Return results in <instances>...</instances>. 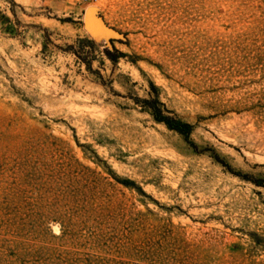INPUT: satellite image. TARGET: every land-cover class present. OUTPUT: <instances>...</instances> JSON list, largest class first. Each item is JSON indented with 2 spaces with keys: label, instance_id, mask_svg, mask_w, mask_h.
<instances>
[{
  "label": "rangeland",
  "instance_id": "rangeland-1",
  "mask_svg": "<svg viewBox=\"0 0 264 264\" xmlns=\"http://www.w3.org/2000/svg\"><path fill=\"white\" fill-rule=\"evenodd\" d=\"M0 264H264V0H0Z\"/></svg>",
  "mask_w": 264,
  "mask_h": 264
},
{
  "label": "water",
  "instance_id": "water-1",
  "mask_svg": "<svg viewBox=\"0 0 264 264\" xmlns=\"http://www.w3.org/2000/svg\"><path fill=\"white\" fill-rule=\"evenodd\" d=\"M84 26L96 41L103 40L107 33H109L108 39L119 35L115 30L106 25L103 17L98 15L94 8H88L85 11Z\"/></svg>",
  "mask_w": 264,
  "mask_h": 264
},
{
  "label": "trees",
  "instance_id": "trees-1",
  "mask_svg": "<svg viewBox=\"0 0 264 264\" xmlns=\"http://www.w3.org/2000/svg\"><path fill=\"white\" fill-rule=\"evenodd\" d=\"M89 43H93V41H88ZM107 53L111 56V52L110 51H107ZM116 55H117V57H119V56H121L122 55V53H120L118 50H116ZM113 58V57H112ZM113 60H116V58H113ZM157 119L159 120V121H162V122H165L166 123V125L169 127V128H171V129H175V130H178V131H180L181 133H183V134H188L189 133V131H186V130H188L189 128H190V126L188 125V124H186V123H182V122H180V121H176V122H174V123H172L168 118H166V117H163V118H160V117H157Z\"/></svg>",
  "mask_w": 264,
  "mask_h": 264
},
{
  "label": "bare ground",
  "instance_id": "bare-ground-1",
  "mask_svg": "<svg viewBox=\"0 0 264 264\" xmlns=\"http://www.w3.org/2000/svg\"><path fill=\"white\" fill-rule=\"evenodd\" d=\"M88 8H94L97 11L98 10V5H89V6L86 7V10ZM108 37H109V33L106 34L104 39L106 40V39H108Z\"/></svg>",
  "mask_w": 264,
  "mask_h": 264
},
{
  "label": "built area",
  "instance_id": "built-area-1",
  "mask_svg": "<svg viewBox=\"0 0 264 264\" xmlns=\"http://www.w3.org/2000/svg\"><path fill=\"white\" fill-rule=\"evenodd\" d=\"M83 2H87L88 0H82Z\"/></svg>",
  "mask_w": 264,
  "mask_h": 264
}]
</instances>
